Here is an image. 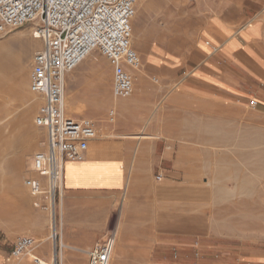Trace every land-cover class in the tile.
<instances>
[{
  "label": "rangeland",
  "instance_id": "obj_1",
  "mask_svg": "<svg viewBox=\"0 0 264 264\" xmlns=\"http://www.w3.org/2000/svg\"><path fill=\"white\" fill-rule=\"evenodd\" d=\"M224 4L220 0H137L132 19V35L136 32V37H132V46L140 58L138 68L145 82L143 93L131 107L144 123L150 122L153 115L159 122L163 121L164 96L178 86L165 84L160 74L149 71L143 55L151 47L162 52V47L187 57L201 36L202 44L207 46L211 39L208 30L212 29L220 6ZM241 4L234 2L233 11H238L236 7ZM257 18L264 24V3L257 17L251 20ZM18 35L23 37L17 39ZM23 38L32 43L25 54ZM0 43L5 44L6 53L2 57L0 103L9 102L6 108L13 109L17 103L10 89L16 69L14 56L21 54L28 74L30 58L39 43H34L27 26L1 34ZM93 53L64 77V100L68 97L74 104H86V109L72 112L65 108L64 111L74 119H92L96 124V138L108 139L105 135L113 132L106 127H113L120 120V112L113 107L111 99L106 105H100L97 118L93 116L95 109L88 106L101 98L95 84L98 68L107 77L106 95L112 96L111 62L99 52ZM98 61L101 62L99 66ZM232 68V77L238 80V91L203 92L201 99L186 97V129L180 131L182 135L178 141L181 144L171 146L172 160L167 165L172 179L181 181L185 187L184 194L180 191L185 197L183 205L160 201L169 196L167 189L160 187L164 175L158 172L148 177L149 162H141L135 170L136 176L129 178L127 190L70 194L64 189L61 205L56 198V239L66 234H78L86 241L90 237V242L80 247L84 252L100 239L115 238L116 230L123 229L126 248L121 264H264V98L259 92L264 89V80H253L242 65ZM132 70L129 72L137 84ZM33 98L35 130L32 127L26 132L36 135L38 145L27 153L20 178L29 198L14 201L7 187L8 175L4 171L0 173V245L8 247L6 261L9 263L19 258L10 256L17 237L31 236L35 245L43 240H55L47 222L48 194L32 195L24 183L30 176L40 179L31 170L32 157L44 148L46 140L44 130L36 127L33 121L39 104V100ZM252 98L258 101L254 108L248 105ZM110 110L115 111L113 122L108 118ZM17 121L15 114L0 125V152L15 142L9 156L12 161L19 156L17 147L27 137L24 130L16 127ZM153 132L152 135L163 137L166 131ZM140 133L151 134V131ZM158 175H161L160 180L156 179ZM46 189L45 185L43 190ZM121 206L124 207L121 209ZM65 219L70 220V228L65 225ZM71 245V250H79ZM32 254L38 257L30 251V260ZM50 260L49 257L45 261L52 264Z\"/></svg>",
  "mask_w": 264,
  "mask_h": 264
},
{
  "label": "crops",
  "instance_id": "obj_2",
  "mask_svg": "<svg viewBox=\"0 0 264 264\" xmlns=\"http://www.w3.org/2000/svg\"><path fill=\"white\" fill-rule=\"evenodd\" d=\"M220 1L225 4L220 6L216 22L208 30L211 39L207 46L202 44L201 36L187 57L162 47V52L151 47L143 55L149 71L160 74L165 84L176 83L178 86V89L169 90L164 96L163 121L159 122L153 115L150 122L144 123L142 117H137L134 107L127 111L121 109L120 120L113 127H106L116 137L95 138L89 142L82 161L65 162L63 189L70 194L125 190L128 178L136 176L138 165L149 162L148 177L162 172L164 182L160 187L169 192V196L160 201L179 206L185 203V187L181 181L172 179L167 165L172 160L171 146L181 144L178 141L182 135L180 131L186 129V97L201 99L203 92L217 94L219 90L238 91V80H234L232 68L237 64L246 67L253 80H264V24L260 18L251 20L257 17L264 0ZM234 2H242L240 7L234 5L238 10L236 12L233 11ZM259 90L264 98V89ZM142 130L151 131V134L155 133L154 130L166 132L163 137L148 139L137 136ZM67 222L69 228L70 220L67 219ZM88 240L78 234H66L53 241L43 240L34 245L31 251L44 261L54 255V264H87L86 250L83 252L79 247H85L90 237ZM71 244L79 250H71ZM7 255L8 247L2 243L0 264H39L30 260L28 255L9 263L6 261ZM122 256L118 264H121Z\"/></svg>",
  "mask_w": 264,
  "mask_h": 264
},
{
  "label": "built area",
  "instance_id": "obj_3",
  "mask_svg": "<svg viewBox=\"0 0 264 264\" xmlns=\"http://www.w3.org/2000/svg\"><path fill=\"white\" fill-rule=\"evenodd\" d=\"M136 4L137 0H0V35L27 26L40 44L30 58L28 87L39 99L33 121L44 130L46 140L44 148L34 153L31 170L45 178L47 189L37 177H27L24 183L32 195L41 192L59 198L65 162L82 161L89 142L97 137L92 119L66 115L65 75L97 51L111 62L112 95L122 99L133 91L129 69L140 65L131 45ZM257 104L253 98L248 102L253 108ZM108 118L114 121V110ZM34 245L33 237L19 236L10 256L29 255ZM113 247V237L96 241L86 251L87 264H109ZM32 260L40 264L37 257Z\"/></svg>",
  "mask_w": 264,
  "mask_h": 264
},
{
  "label": "bare ground",
  "instance_id": "obj_4",
  "mask_svg": "<svg viewBox=\"0 0 264 264\" xmlns=\"http://www.w3.org/2000/svg\"><path fill=\"white\" fill-rule=\"evenodd\" d=\"M22 37H23L22 35H18L17 39L18 38H22ZM132 37H136V32H133ZM33 40H34V43H37V42L39 43L38 40H35L34 38H33ZM23 41H24L23 54H25V53H27L29 51V49H31L30 47H31L32 43L30 42L31 40L28 41V39H24ZM133 43L136 45L135 41H133ZM131 45H132V39H131ZM93 52L94 51H92L88 56H90ZM5 56H6L5 44L4 43H0V76H1V73L3 71L2 67L4 65V63L2 62V57H5ZM23 61H25V60L22 59L21 54L16 53L15 56H14V64L16 66V69H14L15 70L14 71V78H13V82H11L12 84H11L10 89H11V92L14 93V97L16 98V100L13 99V101L15 100V101H17V103H16V105H15V107L13 109H7L6 108V105H9V102L6 103V102L3 101L2 103H0V112L2 113L0 115V125L4 121L9 119L11 116L17 114L18 115V121L16 123V127L18 129L24 130L26 132L32 127L35 130V128H34V126L32 124V110H33V105H34V98L33 97H35V99H38V97L36 95H34L33 93H31L30 90H29L28 81H27V77H28L29 72L27 74V71L25 69L26 67L23 64ZM100 64H101V62H99L98 66ZM22 69H24V71ZM29 69H30V67H29ZM132 71H133V73L135 75V79H137V84H134L133 91L131 92V94L127 98L119 99V98L114 97L113 95L111 97L109 96V94L106 95L107 94V92H106L107 91L106 90L107 77L98 68V70H97V72L95 74V84H96V87L98 88V90L101 93V96H100L101 98L98 101V103L97 102H90V104L88 105L91 108V110L95 109L93 111V113H94L93 116L95 118H97L98 115H99L98 111H99L100 105H104L105 103H107L109 101V99H111V101L113 102V104H112L113 107H115V108L117 107L119 109V111L121 109H123L124 111H127V110H129V108L131 107L132 104L136 103V101L139 98V96L143 93V90H144L143 89L144 88L143 84L145 82V79L143 77L142 70L139 69L138 67L136 69H133ZM74 85L71 84V87L74 86ZM75 89H77V88L75 87ZM84 90H85V88H84ZM70 95L71 94H69L68 96L70 97ZM64 104H65L64 109L66 108L65 110H68V111H72V110L82 111L83 108L86 109V104L82 105V106L79 105V104H74L73 102L70 101V99L68 97H67L66 100H64ZM81 104H83V103H81ZM102 124H104V123H102ZM102 126L103 125H101V127ZM101 129H103V128H101ZM102 133H103V131H102ZM115 135L116 134H114V133H108L105 136H108V138L111 139ZM26 136H27L26 140L22 142L23 144L20 147H17V148H19L18 149V153H17V154H19V156L17 157V159H15L13 161L11 159H9L10 154H12L11 149L13 148L15 142L13 144L8 145L6 149H4L2 152H0V173L2 174L3 171L7 173V175H8V178H7V185L8 186L7 187L9 189V192L12 194L13 200L16 201V202H20V200H26V199L29 198V197H27V194L25 193V189L20 184V178H21V176L23 175V172H24L23 171V168H24L23 162L25 160V157L27 156V153L29 151L33 150L38 145V143L36 141V135L33 132H32V134L30 133V135H27V132H26ZM138 137L150 139V138H154V137H157V136L152 135V134H142V135H139ZM39 181H40L41 187L43 188L45 186V184H46L45 183V178L40 177ZM62 191H64V189L61 190V194L59 195V198H58L59 199L58 203L60 205L62 204V197H63V192ZM40 194H41V192L38 195H40ZM56 203H57V199L55 200V199H53V196H51V197L49 196V202H48V208H47V210H48L47 222L49 224V229H51L50 232H51V236L52 237H54L55 234L57 235V228H58V227L56 228V226H57V224H56V210H57ZM123 207L124 206H121V209ZM122 211L124 212V209ZM61 212H62V210H61ZM121 214L123 215V213H121ZM126 215H127V211H126ZM125 216H123V217H125ZM121 217L122 216H120V218ZM65 225L68 227L67 220L65 221ZM111 225H112V223H111ZM124 234L125 233H124L123 229L116 230V234H115V238H114L113 253H112L111 261H110L109 264H118L119 260L121 259V256L124 253L125 245H126V236ZM51 250H52V248H51ZM33 257H36V256L32 254V259H33ZM50 257H52V255ZM54 258H56V257L53 256L51 258L50 263L52 261L54 263ZM38 259L40 261V264H49L46 261H44L43 259H41V258H38Z\"/></svg>",
  "mask_w": 264,
  "mask_h": 264
}]
</instances>
